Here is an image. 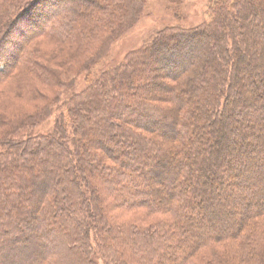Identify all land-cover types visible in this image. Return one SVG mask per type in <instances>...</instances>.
Segmentation results:
<instances>
[{
	"label": "trees",
	"instance_id": "obj_1",
	"mask_svg": "<svg viewBox=\"0 0 264 264\" xmlns=\"http://www.w3.org/2000/svg\"><path fill=\"white\" fill-rule=\"evenodd\" d=\"M259 1L217 0L197 28L159 31L32 135L61 102L46 92L91 69L145 2L0 0V91L15 100L26 89L34 102L0 101V264H264ZM41 41L63 50L42 62ZM210 161L224 178L208 181Z\"/></svg>",
	"mask_w": 264,
	"mask_h": 264
},
{
	"label": "rangeland",
	"instance_id": "obj_2",
	"mask_svg": "<svg viewBox=\"0 0 264 264\" xmlns=\"http://www.w3.org/2000/svg\"><path fill=\"white\" fill-rule=\"evenodd\" d=\"M215 1L217 0H144L145 2L144 11L140 19L135 24V26L131 28L129 31H127L120 38L115 39L113 41L111 40L106 45H103L101 47V52L99 49L98 51L99 56L97 58L96 63L91 67V69H89L88 71L75 73V69L78 68V66H76L74 67V70L72 72H67V74L63 75L62 78L65 81L66 86L70 85V87L68 88H58V89L55 88L53 89L54 90L53 92H50V93L46 92L47 94L45 93V89H43L44 93L46 94L49 100H53L55 97H59V99H61V102L59 103L57 109L54 108L53 115L48 122L41 123L36 128H34L31 132L30 130L27 131V133L25 132V135L28 134L29 132L32 135H36L40 133H49L50 131H52L55 127L56 119L63 113V111L66 110L68 101L71 100L74 95L85 91L89 87L91 80H94L95 77L99 75L100 73L107 71V70H111L113 68H116L118 65H121L126 59V57L128 56V54H130L132 51H135L143 47L145 44H148L150 41H152V39H154V37L159 31L166 29V28L190 30V29L197 28L198 26L207 22L209 20L210 7L213 3H215ZM263 6H264V0L259 1L260 11L262 10ZM72 7H73V2H72ZM256 11L257 13L260 14V11L258 8H256ZM253 37H254V34H249L248 40H246V42L251 43L250 40ZM41 42L43 43V47H44L43 51L48 52L47 57H45L46 59L44 58L42 62H45L46 60L50 63V61L54 58V56H56L58 52H61L63 50V49H59L56 47L52 48L53 46H51L48 41L46 42L41 41ZM204 45H203V49H204ZM68 49L70 50V48ZM203 49L202 51L195 53V54H198L197 58H199L200 61L202 60L201 54L203 53ZM65 50L67 49L65 48ZM252 56H253V52L249 49L247 52L243 53L244 58L249 59V58H252ZM189 57L190 59L187 60L186 62L187 64L193 61L191 59V56H188V58ZM58 72L61 73L62 71L60 70ZM160 73L162 74V77H163L165 76L166 70L162 68L160 70ZM163 79L164 78H161L162 81ZM247 81L248 80L245 79L242 82L246 83ZM123 88L130 89L131 87L125 85L123 86ZM193 90H194L193 88L189 87L187 90V93L191 96L193 94ZM4 91H0V101L2 102L4 106L7 104L6 106L12 107L13 109L11 110H16L18 109L19 106L22 107V105H25V103L27 105L34 103L32 101H27L30 96L28 92L27 94L25 93L26 89L24 90L22 88L21 89L15 88L13 90V92H15V95H14L15 100H6L5 98L7 97V93H4ZM130 92L132 94H135L138 91L136 88H134V89H131ZM161 94H162V91L160 90H158L157 93L156 92L153 93L155 97H158V95H161ZM252 100L256 101V98L253 96ZM41 104H42L41 102L37 103L38 106H41ZM127 104L133 105L135 103L134 101H129ZM32 106L33 105H30V108ZM133 117L136 119L135 120L136 122L138 120L137 118L138 116L134 115ZM237 120L238 119L236 117H233L232 119V121H236V123L238 122ZM261 142L264 143V137L261 139ZM135 146L138 147L139 144L137 145L135 144ZM208 150L209 149H207L204 146L203 152L205 153V155H208L207 154ZM211 163L212 161H210V165L208 166L210 168L207 174L208 181L214 182L216 178H221V179L224 178L225 176L224 174H221L222 172L219 173V172L213 171V167ZM200 187L202 186L200 185ZM222 198H223V195L219 193L216 196V201L222 200ZM234 207H235L234 202H231V199L227 197L224 208L227 209V211L232 214L234 213V210H233ZM206 209L207 208L205 207L204 211H208ZM197 222L199 221L197 220ZM197 227H198L197 229L201 231L202 229H207V224L197 223ZM197 233H199V231ZM224 246L225 245H219L217 247V249L222 254L225 253L226 248ZM100 264H103V262H101Z\"/></svg>",
	"mask_w": 264,
	"mask_h": 264
}]
</instances>
